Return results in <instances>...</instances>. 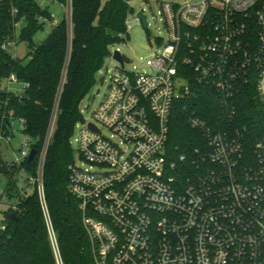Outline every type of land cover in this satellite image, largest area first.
<instances>
[{
    "label": "built area",
    "instance_id": "obj_1",
    "mask_svg": "<svg viewBox=\"0 0 264 264\" xmlns=\"http://www.w3.org/2000/svg\"><path fill=\"white\" fill-rule=\"evenodd\" d=\"M160 14L165 36L151 43L148 71H129L126 57L123 65L115 59L103 98L91 119L80 109L79 135L74 138V130L70 140L76 148L68 187L79 201L95 262L264 264V138L231 126V97L250 84L264 111V0L167 1ZM4 79L8 90L19 82L15 75ZM194 83L215 89L226 114L219 124L189 114L204 142L191 161L182 154L169 162L172 107ZM54 124L55 115L37 175L29 177L48 224L44 162ZM31 149L25 141L22 157L11 164Z\"/></svg>",
    "mask_w": 264,
    "mask_h": 264
},
{
    "label": "trees",
    "instance_id": "obj_2",
    "mask_svg": "<svg viewBox=\"0 0 264 264\" xmlns=\"http://www.w3.org/2000/svg\"><path fill=\"white\" fill-rule=\"evenodd\" d=\"M56 1L64 5L68 0ZM131 1L70 0V19L65 15L36 43L33 37L44 29L47 20L53 21L49 8L37 0H0V81L15 75L27 84L22 92L0 85V137H8L12 121L20 119L22 131L33 139L30 145L37 150L32 161L26 157L11 164L0 159V172L9 178V186L16 185V173L25 172L27 180L37 175L39 156L55 115L44 162L50 225L37 187L33 186L30 194H19L16 208L4 211L6 229L0 231V264H96L79 201L68 187V166L75 158L70 140L83 118L80 104L112 55L111 46L130 37L126 20L132 12ZM22 22L16 36V24ZM14 38L17 43H29L27 62L3 48L4 42ZM231 105L235 109L231 126L245 127L251 139L264 138V111L253 85L231 97ZM192 113L212 124H219L226 114L215 89L194 83L193 92L177 99L172 107L166 144L169 162H178L182 154L191 161L195 149L204 142L188 123ZM186 171L193 172L190 167ZM9 195L15 192L9 190Z\"/></svg>",
    "mask_w": 264,
    "mask_h": 264
},
{
    "label": "rangeland",
    "instance_id": "obj_3",
    "mask_svg": "<svg viewBox=\"0 0 264 264\" xmlns=\"http://www.w3.org/2000/svg\"><path fill=\"white\" fill-rule=\"evenodd\" d=\"M43 7H48L51 13L55 16L57 21L61 20L65 15L70 19L71 16V2L67 1L66 4H60L56 0H37ZM107 0H103L105 3ZM173 2L182 0H132L130 6L132 12L128 15V19L131 21V27L129 31V39L125 42L116 43L111 46L112 55L106 59L103 68L97 74V82L92 90L86 95L80 104L82 114L91 119L92 113L96 105L103 98L107 87L109 85V75L111 71L117 65L116 60L113 58V53L119 50L120 53L126 57L127 64L125 68L134 72H146L148 67L145 64L146 59L154 51L152 42L158 36H165V23L160 14L161 2ZM139 12H143L147 16L148 27H145L142 22L136 20ZM52 21H46L44 29L40 30L33 40L36 43H40L49 33L52 28ZM23 22L16 27V36H18ZM16 39V38H15ZM14 56L21 58L24 62L28 61L29 43L22 41L16 43L13 47L8 49ZM8 81L4 79L2 81V87H6ZM22 87L21 82H14L10 85L13 91H19ZM103 133L110 136L108 130L103 129ZM79 135V129L75 130L74 138ZM73 138V139H74ZM29 141V144L33 143V139L27 136L22 131V122L20 119H14L12 123L11 133L8 137H4L0 141V152L3 159L9 163L16 161V158H21V149H23L24 142ZM117 141V140H116ZM118 142V141H117ZM73 147L76 148V142L73 140ZM81 163V162H80ZM31 177V176H30ZM16 185H8L9 178L0 172V225L5 221L4 211L11 205L15 206L18 202V195L30 194L33 190V184L27 180V174L25 172H19L14 175ZM13 188V189H12ZM9 190L15 192V195H9ZM52 237V236H51ZM53 240L54 236L52 237Z\"/></svg>",
    "mask_w": 264,
    "mask_h": 264
},
{
    "label": "water",
    "instance_id": "obj_4",
    "mask_svg": "<svg viewBox=\"0 0 264 264\" xmlns=\"http://www.w3.org/2000/svg\"><path fill=\"white\" fill-rule=\"evenodd\" d=\"M107 3V2H106ZM137 17L141 20V22L143 23V25L145 27H148V21H147V16L143 13V12H139ZM113 58L116 59L117 61H119L122 65L124 64V58L123 55L120 53L119 50H116L113 53ZM91 127L95 128V126L93 124H90ZM37 155V150L36 149H31L28 160L32 161L35 156ZM13 218H16V214L15 213H11L10 214Z\"/></svg>",
    "mask_w": 264,
    "mask_h": 264
},
{
    "label": "crops",
    "instance_id": "obj_5",
    "mask_svg": "<svg viewBox=\"0 0 264 264\" xmlns=\"http://www.w3.org/2000/svg\"><path fill=\"white\" fill-rule=\"evenodd\" d=\"M52 16H53V21H52V22H53V23H52V26H53L54 24L58 23L60 20L57 21V19L55 18V16H54L53 14H52ZM49 32H50V31H49ZM20 89H21V88H20ZM20 89H19V90H20Z\"/></svg>",
    "mask_w": 264,
    "mask_h": 264
}]
</instances>
